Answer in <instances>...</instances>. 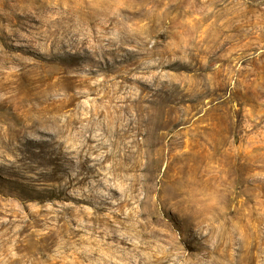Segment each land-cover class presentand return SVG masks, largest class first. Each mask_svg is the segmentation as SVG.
<instances>
[{"label": "rangeland", "instance_id": "374dc122", "mask_svg": "<svg viewBox=\"0 0 264 264\" xmlns=\"http://www.w3.org/2000/svg\"><path fill=\"white\" fill-rule=\"evenodd\" d=\"M0 264H264V0H0Z\"/></svg>", "mask_w": 264, "mask_h": 264}]
</instances>
